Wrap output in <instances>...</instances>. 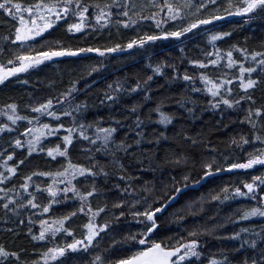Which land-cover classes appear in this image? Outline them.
Here are the masks:
<instances>
[{
	"label": "snow or ice",
	"instance_id": "snow-or-ice-1",
	"mask_svg": "<svg viewBox=\"0 0 264 264\" xmlns=\"http://www.w3.org/2000/svg\"><path fill=\"white\" fill-rule=\"evenodd\" d=\"M231 18L264 21V0H0V85L77 65L55 94L0 104V232L35 244L0 243V264H264V36L231 42L220 27ZM202 34L199 57L181 47L174 61L150 56L142 73L103 75L113 54ZM97 77L104 87L93 91ZM209 111L222 147L174 131ZM170 139L203 152L171 147L159 158ZM34 157L53 166L25 171ZM166 169L177 173L168 184L143 178L162 181ZM223 174L237 179L174 207ZM165 215L180 232L160 235Z\"/></svg>",
	"mask_w": 264,
	"mask_h": 264
},
{
	"label": "trees",
	"instance_id": "trees-1",
	"mask_svg": "<svg viewBox=\"0 0 264 264\" xmlns=\"http://www.w3.org/2000/svg\"><path fill=\"white\" fill-rule=\"evenodd\" d=\"M224 30H232L233 37L231 42H243L245 37H248V43L251 46H255L259 43L260 38L264 36V21H256L255 23L245 24L239 18L229 19L220 24ZM124 41H126L131 33H123ZM91 42V41H90ZM70 43L79 44L81 41H70ZM223 46V45H221ZM183 47L185 53L189 57H199L200 52L198 49H205L208 47L206 43V39L203 34L199 37H190L185 40L181 45L176 42L171 41H159L152 48H149L147 51L141 50H132L126 54L120 56H113L105 59L104 64L107 66V73L103 75L105 77L117 78L124 75H133L134 73H142L146 65L149 62V57L152 59L159 58H171L173 61L180 57L182 54L180 52V48ZM87 63V61L82 62ZM183 67H191L185 64L181 66ZM77 68L75 62L66 61L64 63H56L51 64L49 66H42L41 69L32 72L29 75L21 74V78L18 81L16 78H12L10 82H6L5 85H0V104L13 100H27L29 95L34 98H44L50 94H55L57 88L63 87L61 84V80L67 82L69 78V73L73 72ZM27 80V83L23 81ZM98 83L94 86L93 91H97L104 87V80L101 77H97ZM54 81L55 85L50 87V82ZM159 84L164 85L165 81L161 78L158 81ZM173 89H178L179 85H173ZM167 89L161 88L160 91L163 92ZM260 96V93L257 92V97ZM171 110V109H169ZM156 114H154L155 116ZM219 119L218 115L213 112H204L202 115L198 114V118L188 117L186 116L184 120L177 124L174 131H179L181 127L187 129L190 135L196 136L197 133H203L208 139H210L213 143H217L218 147H222L219 144V141H223L226 139V134L222 131L216 130V121ZM225 122H228L225 120ZM155 127V125H153ZM169 136L173 135V128L169 126ZM145 147H151L150 145H145ZM171 147H183L184 149L189 150L190 152H195L197 154L203 152V145L196 148L188 144L178 145L174 139H170L167 142L162 143L161 148L157 150V156L161 159L165 157L166 151ZM75 158V154H74ZM46 159L43 157H34L29 163H27L24 167L25 171H28L32 168L39 167L41 169L51 167ZM191 167V165H189ZM199 169L197 168L196 171ZM176 171L174 169H166L163 172V179L158 180L157 178L161 176L159 172H148L143 178L145 180H157V183H170L168 179L169 175H176ZM243 179L244 177H240ZM237 177L235 175L223 174L219 177L214 178L204 185L198 192L193 191L181 196L178 199L177 204L174 207L181 206L186 199L189 197H197L202 193L207 192L211 188H217L219 185L226 183L230 180L235 181ZM235 208L236 205L233 204L231 206ZM231 209L225 208L221 215L227 214ZM172 217L165 215L162 220L160 226V235L161 236H173L174 234L180 232V228L177 224L172 223ZM260 223V221H257ZM131 227L133 230L137 227L135 223H132ZM233 225H228L224 231H232ZM119 235V233H117ZM0 243H5L9 247L20 248L23 247L31 253L33 247L35 246L34 242L30 241L26 235V232L23 233L19 238H15L7 233L0 232ZM109 240H105L104 244L107 245ZM219 246V242L212 240L209 243V247ZM229 246H231L229 244ZM87 257H85V260Z\"/></svg>",
	"mask_w": 264,
	"mask_h": 264
},
{
	"label": "water",
	"instance_id": "water-1",
	"mask_svg": "<svg viewBox=\"0 0 264 264\" xmlns=\"http://www.w3.org/2000/svg\"><path fill=\"white\" fill-rule=\"evenodd\" d=\"M231 19H234V18H231ZM237 19V18H236ZM130 51H132V50H126L124 53H122V54H113V56H120V55H123V54H126V53H128V52H130Z\"/></svg>",
	"mask_w": 264,
	"mask_h": 264
}]
</instances>
